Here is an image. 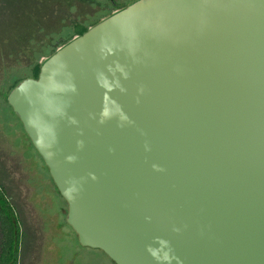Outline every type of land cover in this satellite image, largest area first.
<instances>
[{
    "label": "water",
    "instance_id": "water-1",
    "mask_svg": "<svg viewBox=\"0 0 264 264\" xmlns=\"http://www.w3.org/2000/svg\"><path fill=\"white\" fill-rule=\"evenodd\" d=\"M8 103L83 247L264 264V0H138Z\"/></svg>",
    "mask_w": 264,
    "mask_h": 264
},
{
    "label": "rangeland",
    "instance_id": "rangeland-1",
    "mask_svg": "<svg viewBox=\"0 0 264 264\" xmlns=\"http://www.w3.org/2000/svg\"><path fill=\"white\" fill-rule=\"evenodd\" d=\"M27 1L5 0V5L2 3L0 7V20L5 22L2 24L8 37L9 29L14 28L9 27L8 22L12 26L16 22L18 26L19 20L25 19L27 13L28 17L33 10L29 17L34 18L35 24L29 47H19L9 59L5 52L10 48L8 44L5 50H0V187L7 195L2 202L15 208L20 229L33 234L35 252L25 264H113L104 252L81 245L67 222L68 204L9 105L8 96L16 85L33 79L35 66L42 65L75 36L78 27L92 28L136 0H117L118 6L104 0H41L37 13L29 7L27 13H20ZM1 27L0 23L3 31ZM21 28L26 30L18 26L14 34ZM11 45L16 48L14 42ZM0 213L6 221L7 211L1 208ZM30 240L27 236V247ZM20 262L23 264L22 255Z\"/></svg>",
    "mask_w": 264,
    "mask_h": 264
},
{
    "label": "trees",
    "instance_id": "trees-1",
    "mask_svg": "<svg viewBox=\"0 0 264 264\" xmlns=\"http://www.w3.org/2000/svg\"><path fill=\"white\" fill-rule=\"evenodd\" d=\"M4 1L5 0H0V7H3V5H5ZM27 2L28 3L22 7L24 9L21 8L22 11L20 13H22V12L27 13V9H26L27 7L35 9L36 12H34V13H37V8L40 7L39 4H41V0H28ZM2 3H3V5H2ZM33 11L30 12L28 17H26L28 13L24 15V18L26 20L25 19L19 20L18 26H24L26 30H23V28H21L20 29L21 31H19L18 34L17 33L14 34L15 33L14 28L18 27V26H16V22L13 23V26L10 25V23L8 22L9 27H14V28L9 29V32L11 34L9 37L6 35V31L3 28L4 24H2V23H5V22H3L2 19L0 20V23L2 26L1 29L3 30V31L0 30V50H2V49L5 50L6 44H8V46L10 47L8 51H5L6 52V58L9 59V57L12 54H15V52H17L19 47H22V46H25V48L29 47L30 41L33 40V33L35 30L34 18L29 17L31 14H33ZM99 23H96L94 26H96ZM89 29L90 28H87L85 26L78 27L77 33L75 34V36L71 37L62 46L66 45L67 43L72 41L74 38H76V36L78 37V36L84 35L86 32H88ZM12 42L15 43L16 48H15V46L12 47V45H11ZM56 51L57 50H55L49 57H51ZM41 67H42V65H36L35 66L33 79L37 80L39 78V75L41 72ZM18 85H16L12 90H14ZM31 143H32V141H31ZM39 156H40V154H39ZM42 160H43V158H42ZM43 162H44V160H43ZM44 164H45V162H44ZM45 166H46V164H45ZM47 169H48V167H47ZM1 188L2 187H0V209L2 208L3 210H6L7 214H5L6 221L4 220V218L2 219L1 215H0V264H21V262H20L21 261V255H22V259H23V264H25V262H27V261L29 262V260L33 256V253L35 252L34 251L35 250L34 249L35 241L33 240L34 237H33L32 233H30L24 229H20L19 224H21V222H20L18 216L15 215V213H14L16 211L15 208L11 204H10L11 207H9L8 205H6V203L2 202V198H5L6 194H5V191ZM27 236H30V238H31L30 243H29L30 244L29 247H27V244L25 243ZM18 257H19V259H18ZM114 264H116V263H114Z\"/></svg>",
    "mask_w": 264,
    "mask_h": 264
},
{
    "label": "flooded vegetation",
    "instance_id": "flooded-vegetation-1",
    "mask_svg": "<svg viewBox=\"0 0 264 264\" xmlns=\"http://www.w3.org/2000/svg\"><path fill=\"white\" fill-rule=\"evenodd\" d=\"M104 1H107V2H109V3H112V4H114V6H118V4H117V0H104ZM136 1H138V0H136ZM135 1V2H136ZM113 262V261H112ZM113 264H114V262H113Z\"/></svg>",
    "mask_w": 264,
    "mask_h": 264
}]
</instances>
